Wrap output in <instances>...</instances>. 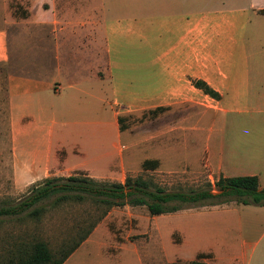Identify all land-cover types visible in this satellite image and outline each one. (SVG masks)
<instances>
[{"label":"crops","instance_id":"crops-1","mask_svg":"<svg viewBox=\"0 0 264 264\" xmlns=\"http://www.w3.org/2000/svg\"><path fill=\"white\" fill-rule=\"evenodd\" d=\"M41 2L24 17L0 15L16 189L75 173L123 182L137 156L142 162L157 158L161 165L177 150L188 155L192 141L206 137L208 142L201 127L207 110H264V0ZM33 31L40 34L39 44L26 51ZM66 47L73 49L65 54ZM49 50L54 57L48 60ZM193 79L205 81L220 98L196 88ZM98 104L107 111L105 119L98 118ZM150 110L151 134L144 124L138 133L120 128L119 116ZM98 123L108 138L103 151ZM247 142L256 157L264 156V135H250ZM209 159L203 164L216 179L240 176L227 172L221 160L214 165ZM243 174L256 175L264 188L261 172ZM118 209L112 208L62 264L94 254L89 244H97L96 253H109L117 264H160L161 255L169 263L264 264V205L180 209L171 212L166 230L156 215L144 216L135 234L152 232L157 242L152 248L114 240L108 230L110 223L122 221ZM133 216L129 210L124 220ZM160 235L168 238L167 249H161ZM127 253L131 257L123 258Z\"/></svg>","mask_w":264,"mask_h":264},{"label":"rangeland","instance_id":"rangeland-1","mask_svg":"<svg viewBox=\"0 0 264 264\" xmlns=\"http://www.w3.org/2000/svg\"><path fill=\"white\" fill-rule=\"evenodd\" d=\"M72 1V0H68ZM42 5L41 0H0V15H8L12 13L16 17H24L26 11L29 7H39ZM40 34L37 35L32 32L27 41L24 43L26 51L34 50L32 49L35 45L39 44ZM80 49L81 47H77ZM73 47H70L65 54L70 52ZM78 54V52L76 51ZM64 54V55H65ZM72 55L71 53H69ZM29 55H32L31 52ZM46 59H52L54 57V52L49 50L46 53ZM73 56V55H72ZM6 66L0 64V195H9L17 197L24 193V189H16L13 185L12 174L10 168V144H9V109H8V99L6 91V76H7ZM97 115L98 118H103L107 116V111L104 108L97 105ZM109 115V109H108ZM121 117L120 124L123 128H128L132 133H138L140 131L141 125L144 124L145 128L149 129V133H152L153 128V115L151 111H146L140 114H127ZM108 118V117H107ZM107 120V119H106ZM191 124L196 123V116H192L190 119ZM100 123L97 125V137L100 139V150L108 149V138L104 137L102 132L99 130ZM195 127V126H193ZM202 134L204 136H209L208 142L206 137L201 141H192L190 145L194 148L190 149L188 155H185V150H177L172 152L171 156L174 158L162 159L163 162L160 165L159 159L151 158L146 159L150 161H156L155 164L143 165L142 156L135 157V166L126 176H142L145 178H152L156 183L164 187L167 191H188L189 189H200L206 187V183L209 181L214 183L217 175H215L212 170L206 167L203 163L205 158L209 159L212 164L217 165L219 161H222L223 167L227 172L232 174L241 175L243 173L249 172H261L264 175V156L256 157L255 152L250 151L247 147L249 143L247 142V137L250 135H264V110H247V111H230L227 113L217 112L216 110H207V116L201 122ZM108 128H110L108 126ZM110 133V130H109ZM142 133V132H140ZM178 133V132H177ZM148 134V135H150ZM103 135V137L101 136ZM234 136H241L242 139L238 142L234 141ZM224 137V139H222ZM244 137V138H243ZM224 141L220 143L219 140ZM245 139V141L243 140ZM121 142L120 144H124ZM208 144L209 150H207L206 145ZM220 144L224 147L220 149ZM217 154L212 159L210 155ZM221 157V159H220ZM141 161L140 164H138ZM210 174V176H209ZM244 175V174H243ZM209 176V177H208ZM111 180V179H107ZM264 184V182H263ZM213 193H219V190L213 189ZM234 203V202H230ZM229 204V203H224ZM127 207L122 210L124 206L112 207L120 210V217L122 221L120 224L112 222L109 225L110 234L114 233V240L118 243L126 242L132 247L134 244L148 246L150 248L156 245L154 236L152 232H147L144 234L136 235L141 221H143L144 216L150 215L145 206ZM209 206V205H208ZM87 205H72L63 209L55 210L43 218V221L39 225L40 235L48 241L51 248L56 249L63 241L70 239L75 234L76 223L84 216V209ZM193 207V208H200ZM111 208V209H112ZM132 211L134 215L130 218L124 220L128 215V211ZM172 214L164 213L156 215V220L160 224L163 230L170 228L172 222ZM153 216V215H150ZM119 218V217H118ZM28 228V227H27ZM6 229H10L9 226ZM22 227H16L12 231L15 234H25ZM1 236L6 234L5 230L0 231ZM113 235V234H112ZM158 239V238H157ZM168 238L164 235H160L159 243L161 249L166 247L167 249ZM97 244H89L88 247L92 248L91 251L94 254L86 255L82 259L75 258L71 260L70 264H117V260L112 258L109 253L108 257L106 255H100L95 249ZM122 257H131V255L122 254ZM182 261H174L169 263L166 261V257L161 255L160 264H181Z\"/></svg>","mask_w":264,"mask_h":264},{"label":"trees","instance_id":"trees-1","mask_svg":"<svg viewBox=\"0 0 264 264\" xmlns=\"http://www.w3.org/2000/svg\"><path fill=\"white\" fill-rule=\"evenodd\" d=\"M192 83L210 97L220 98L205 81L193 79ZM147 164L156 166V161L145 160L143 165ZM206 185L188 191H167L152 178L140 175L126 176L123 182L83 173L44 177L29 184L17 197L0 195V231L6 232L4 236L0 234V264H62L115 206H145L150 215H160L230 202L264 205V188L256 175H220ZM213 189L219 193H213ZM72 205H87L84 216L76 223L73 237L53 249L40 235L39 225L49 213ZM16 227H22L25 234L9 232ZM181 264L207 263L194 259Z\"/></svg>","mask_w":264,"mask_h":264}]
</instances>
